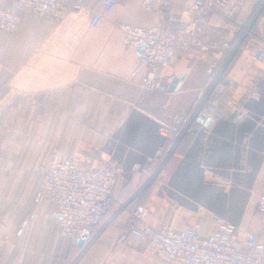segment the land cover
<instances>
[{
    "label": "crops",
    "instance_id": "crops-1",
    "mask_svg": "<svg viewBox=\"0 0 264 264\" xmlns=\"http://www.w3.org/2000/svg\"><path fill=\"white\" fill-rule=\"evenodd\" d=\"M100 1L86 0L87 9L56 20L18 0H0L21 17L16 30L0 28V264H175L146 239L123 233L138 202L155 226L211 234L221 219L236 234L256 233L264 241V218L256 211L264 191V61L254 59L264 44V0H231L227 8L250 30L238 49L214 47L211 57L173 52L160 68L163 89L131 77L139 52L124 44L118 24L164 25L170 7L162 18L144 0H120L93 28L89 18ZM169 1L175 28L184 25L194 0ZM225 30L223 17L213 13L205 39L219 46ZM214 58L221 73L216 84L208 71ZM203 96L211 122L193 121L166 175L133 174L132 166L163 144L159 126L193 110ZM86 154L97 164L113 158L128 172L80 247L63 234L57 201L36 195L42 167Z\"/></svg>",
    "mask_w": 264,
    "mask_h": 264
},
{
    "label": "built area",
    "instance_id": "built-area-1",
    "mask_svg": "<svg viewBox=\"0 0 264 264\" xmlns=\"http://www.w3.org/2000/svg\"><path fill=\"white\" fill-rule=\"evenodd\" d=\"M21 5L40 10L56 20L66 18L70 10L87 9L86 0H18ZM120 0H101L91 11L89 24L99 27L113 12ZM231 0H194L186 12L185 24L174 26L175 10L169 0H144L160 17L170 7L169 16L163 25L140 26L129 22L118 25L123 33L126 46L141 49L139 60L131 77L141 76L144 85L150 88H165L160 79V68L166 65L175 51L189 53L197 50L204 57H211V50L220 47L234 52L238 49L244 34L250 33L243 20L235 17V9L227 8ZM217 13L224 19L226 30L222 34L221 45L207 42L204 32L211 14ZM21 17L0 5V28L16 30ZM242 31L233 38L232 33ZM264 61V44L254 56ZM219 61L213 59L208 71L212 74V84L218 83L220 71H216ZM205 97L193 110H180L166 123L159 126L164 138L163 144L149 158L156 166L152 178L160 177L162 169L178 151L182 136L191 128L194 120L205 110ZM138 164L133 170H138ZM43 179L36 195L37 200L53 198L58 203L57 220L64 235L78 244L86 231L91 232L100 224L113 203V187L124 167L113 158L97 164L91 155L57 158L49 166L41 168ZM142 171L146 168L142 167ZM256 211L264 218V191L258 199ZM149 209L138 202L127 213L124 234L144 238L151 249L170 258L175 264H264V241L256 233L236 234L234 227L218 219L219 229L211 234L185 227L155 226L148 220ZM91 238L88 237V241Z\"/></svg>",
    "mask_w": 264,
    "mask_h": 264
},
{
    "label": "rangeland",
    "instance_id": "rangeland-1",
    "mask_svg": "<svg viewBox=\"0 0 264 264\" xmlns=\"http://www.w3.org/2000/svg\"><path fill=\"white\" fill-rule=\"evenodd\" d=\"M155 153V152H154ZM178 153V151L175 153V154H177ZM175 154L172 156V158L175 156ZM87 155V154H86ZM153 155V154H152ZM151 155V156H152ZM92 156V155H91ZM150 156V157H151ZM149 157V158H150ZM149 158H148V160H147V162L145 163H137L138 164V170H133V166L135 165H133L132 166V172H133V174L135 173V174H138V173H140L141 175H144L145 176V178H149L150 176H153L152 174L155 172V170H156V166H152L151 165V163H149ZM171 158V159H172ZM171 161V160H170ZM170 161L166 164V166H164V168L162 169V173L164 174V176L166 175V173H167V168H168V165H169V163H170ZM122 166H123V164H122ZM124 167V166H123ZM142 167H145L146 168V170L145 171H142L141 170V168ZM128 172V170H126L125 168H124V172ZM130 171V170H129ZM40 172H42V170L40 171ZM156 178H157V175H156ZM86 242H88V240L86 241Z\"/></svg>",
    "mask_w": 264,
    "mask_h": 264
},
{
    "label": "water",
    "instance_id": "water-1",
    "mask_svg": "<svg viewBox=\"0 0 264 264\" xmlns=\"http://www.w3.org/2000/svg\"><path fill=\"white\" fill-rule=\"evenodd\" d=\"M139 54L141 53V49L138 50ZM178 81V78L175 77L173 82H177ZM197 121H199L200 123H204L205 125H208L210 124L211 122V118L210 117H207L204 113H200V116L197 118ZM90 236V232L86 231L83 235V237L80 238L79 242H78V245L80 247H82L84 245V243L86 242V240L88 239V237Z\"/></svg>",
    "mask_w": 264,
    "mask_h": 264
}]
</instances>
